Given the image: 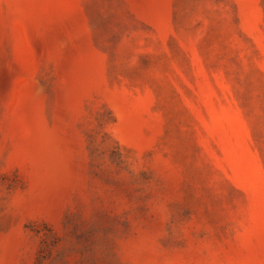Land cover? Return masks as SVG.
<instances>
[{
    "label": "rangeland",
    "instance_id": "1",
    "mask_svg": "<svg viewBox=\"0 0 264 264\" xmlns=\"http://www.w3.org/2000/svg\"><path fill=\"white\" fill-rule=\"evenodd\" d=\"M0 264H264V0H0Z\"/></svg>",
    "mask_w": 264,
    "mask_h": 264
}]
</instances>
